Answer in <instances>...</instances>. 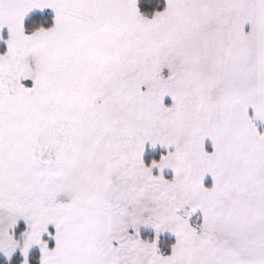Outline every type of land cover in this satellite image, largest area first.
<instances>
[{
	"label": "snow or ice",
	"instance_id": "snow-or-ice-1",
	"mask_svg": "<svg viewBox=\"0 0 264 264\" xmlns=\"http://www.w3.org/2000/svg\"><path fill=\"white\" fill-rule=\"evenodd\" d=\"M258 125L264 0H0V264H264Z\"/></svg>",
	"mask_w": 264,
	"mask_h": 264
},
{
	"label": "rangeland",
	"instance_id": "rangeland-1",
	"mask_svg": "<svg viewBox=\"0 0 264 264\" xmlns=\"http://www.w3.org/2000/svg\"><path fill=\"white\" fill-rule=\"evenodd\" d=\"M247 30V29H246ZM258 130H262L264 131V125H258ZM206 145H207V142H206Z\"/></svg>",
	"mask_w": 264,
	"mask_h": 264
},
{
	"label": "trees",
	"instance_id": "trees-1",
	"mask_svg": "<svg viewBox=\"0 0 264 264\" xmlns=\"http://www.w3.org/2000/svg\"><path fill=\"white\" fill-rule=\"evenodd\" d=\"M161 4H163V0H161Z\"/></svg>",
	"mask_w": 264,
	"mask_h": 264
}]
</instances>
